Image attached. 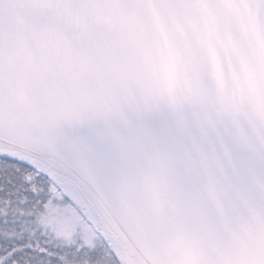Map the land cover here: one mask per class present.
<instances>
[{"label": "snow or ice", "instance_id": "1", "mask_svg": "<svg viewBox=\"0 0 264 264\" xmlns=\"http://www.w3.org/2000/svg\"><path fill=\"white\" fill-rule=\"evenodd\" d=\"M0 264H264V0H0Z\"/></svg>", "mask_w": 264, "mask_h": 264}]
</instances>
